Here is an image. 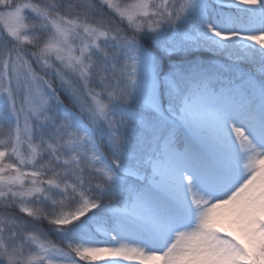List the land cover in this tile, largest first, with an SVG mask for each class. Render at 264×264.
Here are the masks:
<instances>
[{
  "label": "snow or ice",
  "instance_id": "snow-or-ice-1",
  "mask_svg": "<svg viewBox=\"0 0 264 264\" xmlns=\"http://www.w3.org/2000/svg\"><path fill=\"white\" fill-rule=\"evenodd\" d=\"M0 264H264V0H0Z\"/></svg>",
  "mask_w": 264,
  "mask_h": 264
},
{
  "label": "trees",
  "instance_id": "trees-1",
  "mask_svg": "<svg viewBox=\"0 0 264 264\" xmlns=\"http://www.w3.org/2000/svg\"><path fill=\"white\" fill-rule=\"evenodd\" d=\"M53 239H57L56 237H53Z\"/></svg>",
  "mask_w": 264,
  "mask_h": 264
},
{
  "label": "rangeland",
  "instance_id": "rangeland-1",
  "mask_svg": "<svg viewBox=\"0 0 264 264\" xmlns=\"http://www.w3.org/2000/svg\"><path fill=\"white\" fill-rule=\"evenodd\" d=\"M101 239H103V237H101Z\"/></svg>",
  "mask_w": 264,
  "mask_h": 264
}]
</instances>
